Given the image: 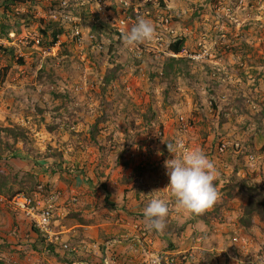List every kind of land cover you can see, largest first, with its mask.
Segmentation results:
<instances>
[{"label": "rangeland", "instance_id": "obj_1", "mask_svg": "<svg viewBox=\"0 0 264 264\" xmlns=\"http://www.w3.org/2000/svg\"><path fill=\"white\" fill-rule=\"evenodd\" d=\"M27 12L64 32L43 48L35 22L0 36L24 60L9 67L0 59V129L25 134L16 142L5 134L3 147L14 144L19 159L5 150L0 167L36 175L31 197L51 206V234L35 233L0 202V264H155L149 255L175 250L184 264H204L202 253L209 264H264V224L238 223L248 191L264 189V0H35L14 8ZM138 17L152 22L154 37L129 46L122 37ZM178 39L175 55L169 47ZM171 58L181 62L168 76ZM107 75L116 78L106 84ZM177 140L202 149L218 171L219 198L199 215L178 208L166 189V145ZM58 155L64 168L52 173ZM154 190L169 207L158 233L143 217Z\"/></svg>", "mask_w": 264, "mask_h": 264}, {"label": "trees", "instance_id": "obj_2", "mask_svg": "<svg viewBox=\"0 0 264 264\" xmlns=\"http://www.w3.org/2000/svg\"><path fill=\"white\" fill-rule=\"evenodd\" d=\"M35 0H0V10H1V18L2 23L0 24V36L4 37L8 40V34L9 33H21L25 29V27L32 24V22H35L38 24V36L39 41L37 42L38 47H52L58 42V38L63 35L64 29L59 24L54 22H44L41 19L34 18L31 13H23V14H16L14 13V8L18 6H23L26 4H34ZM53 5L48 8V10L53 9ZM44 7V6H43ZM170 51L178 55L183 48V39H178L174 43L170 44ZM15 49L13 47H8L5 45L0 44V59L6 58L9 61V67L12 63H18L19 65L24 64V60L22 57H17V55L14 53ZM181 62L180 59H173L171 58L165 69V74L170 75L171 69L173 66V63L175 62ZM116 78L114 75L105 78L104 82L108 84L110 81L114 80ZM100 122V120L98 121ZM92 130L90 131V137L89 139H92L96 142V135L98 133L97 129V122H95L92 125ZM22 130L19 127L14 128H5L0 129V161L3 159V156L6 154V151H8V154L10 155L9 158H13L14 160L19 159L18 156L15 154L14 144L9 145L8 144L3 147V139L5 134L9 135L14 142L21 137L25 138V134L21 133ZM72 134V132H71ZM3 135V136H2ZM59 161H53L50 164L52 173H60L61 169L64 168L62 165V156L58 155L57 159ZM13 165V166H12ZM39 186L37 177L34 173H31L29 170L23 171L21 168L16 167L13 163H9L6 170H3L2 167H0V198H3L4 200H10L16 195H23L27 199L33 201L32 195L34 192L37 191V187ZM42 192L43 194H46L48 192V186H44L39 193ZM31 197V198H30ZM107 198V196H106ZM105 198V199H106ZM234 197H227L226 200H233ZM245 204L242 209L241 216L238 219L239 225L248 230L253 225V219L257 218L260 222L264 224V189L260 190L259 188H253L248 191V193L245 195ZM34 202V201H33ZM76 217V224L79 226L86 225V222L84 219L80 218L78 215H75L73 218ZM72 218V217H71ZM204 222V221H203ZM206 223V222H205ZM174 224V223H172ZM32 230L39 234L38 231L35 229V227L31 226ZM41 235V234H40ZM42 237L46 238L44 235ZM48 248L51 252L54 251V246L52 244L48 245ZM172 248V247H171ZM171 254H177L176 257H167V255H162L160 257V264H177V260L180 259V264L186 263V256L185 254L178 253V250L168 251ZM202 256L208 257L209 259H206L207 261H204V264H209L211 257L206 254L202 253ZM170 258V259H169ZM177 258V260H176Z\"/></svg>", "mask_w": 264, "mask_h": 264}, {"label": "clouds", "instance_id": "obj_3", "mask_svg": "<svg viewBox=\"0 0 264 264\" xmlns=\"http://www.w3.org/2000/svg\"><path fill=\"white\" fill-rule=\"evenodd\" d=\"M154 27L150 20L138 17L129 31L123 34V41L134 46L154 37ZM172 158L165 161L169 177L166 189L175 198L176 206L189 214L199 215L212 207L219 198L215 180L218 176L215 163L199 148H185L181 140L166 145ZM162 190H154L151 199L143 209L146 229L162 232L169 214L168 204L157 195Z\"/></svg>", "mask_w": 264, "mask_h": 264}, {"label": "built area", "instance_id": "obj_4", "mask_svg": "<svg viewBox=\"0 0 264 264\" xmlns=\"http://www.w3.org/2000/svg\"><path fill=\"white\" fill-rule=\"evenodd\" d=\"M226 144L222 143L220 145V151H224ZM8 203V206L13 209L15 212H19L25 216V218L30 222V225L35 227L38 233L43 234L47 237L51 234L50 225H51V206H46L42 203L33 202L27 199L23 195H16L9 201L0 198V202ZM144 236V234H142ZM138 242V240H133ZM66 247V246H65ZM154 258L155 264H160V259L158 256L149 255Z\"/></svg>", "mask_w": 264, "mask_h": 264}, {"label": "crops", "instance_id": "obj_5", "mask_svg": "<svg viewBox=\"0 0 264 264\" xmlns=\"http://www.w3.org/2000/svg\"><path fill=\"white\" fill-rule=\"evenodd\" d=\"M195 219H196V218H195ZM196 221H197V223H198L199 225H200V224H201V225H205V224H204L205 222H203L202 220H200V219H198V218L196 219ZM196 221H195V222H196Z\"/></svg>", "mask_w": 264, "mask_h": 264}]
</instances>
